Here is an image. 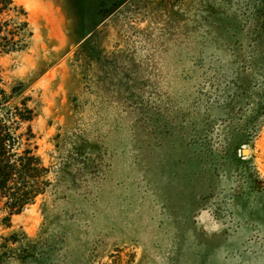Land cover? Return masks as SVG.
<instances>
[{"label": "rangeland", "instance_id": "374dc122", "mask_svg": "<svg viewBox=\"0 0 264 264\" xmlns=\"http://www.w3.org/2000/svg\"><path fill=\"white\" fill-rule=\"evenodd\" d=\"M14 2L32 36L0 87L26 86L52 186L0 225V264H264L259 1L125 0L88 33L94 0Z\"/></svg>", "mask_w": 264, "mask_h": 264}, {"label": "trees", "instance_id": "16d2710c", "mask_svg": "<svg viewBox=\"0 0 264 264\" xmlns=\"http://www.w3.org/2000/svg\"><path fill=\"white\" fill-rule=\"evenodd\" d=\"M256 14L264 17V0ZM125 0H94L90 2L92 25L87 33L95 28L101 19L116 10ZM258 44L264 47L260 38L264 35V23L248 29ZM32 36L24 9L14 0H0V54L23 51L28 48ZM255 47V51L256 48ZM258 53L253 57L257 58ZM251 74L242 83L245 102L252 106L247 125L256 132L264 120V62L251 64ZM253 73V76H252ZM255 81V82H254ZM254 84V87L252 84ZM26 86L22 82L8 87H0V225L9 228L11 217L20 214L33 205L36 199L44 196L52 186L51 168L44 164L37 152L36 136L31 122L36 116L29 106L30 96H24ZM250 132V129H249ZM0 248L13 252L8 243L15 244L14 233L3 237ZM6 252H0V260ZM1 263V262H0Z\"/></svg>", "mask_w": 264, "mask_h": 264}, {"label": "water", "instance_id": "95a60500", "mask_svg": "<svg viewBox=\"0 0 264 264\" xmlns=\"http://www.w3.org/2000/svg\"><path fill=\"white\" fill-rule=\"evenodd\" d=\"M248 152H249L248 149H245V148L242 149V153H243V154H247Z\"/></svg>", "mask_w": 264, "mask_h": 264}]
</instances>
